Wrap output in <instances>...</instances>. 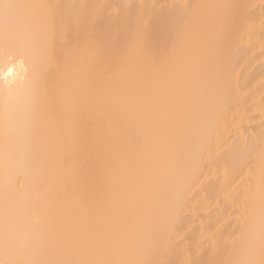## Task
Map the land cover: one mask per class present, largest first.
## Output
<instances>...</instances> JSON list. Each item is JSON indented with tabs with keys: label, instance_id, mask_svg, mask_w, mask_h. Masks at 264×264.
<instances>
[{
	"label": "bare ground",
	"instance_id": "obj_1",
	"mask_svg": "<svg viewBox=\"0 0 264 264\" xmlns=\"http://www.w3.org/2000/svg\"><path fill=\"white\" fill-rule=\"evenodd\" d=\"M0 264H264V0H0Z\"/></svg>",
	"mask_w": 264,
	"mask_h": 264
}]
</instances>
